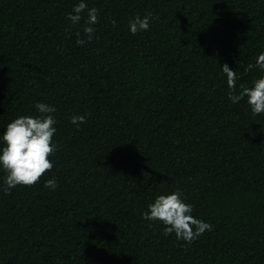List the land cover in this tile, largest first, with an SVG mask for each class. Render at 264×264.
Returning a JSON list of instances; mask_svg holds the SVG:
<instances>
[{
    "label": "trees",
    "instance_id": "obj_1",
    "mask_svg": "<svg viewBox=\"0 0 264 264\" xmlns=\"http://www.w3.org/2000/svg\"><path fill=\"white\" fill-rule=\"evenodd\" d=\"M86 2L99 22L79 45V0H0V134L43 102L58 144L35 185L0 192V264H264V113L220 70L237 94L264 75V0ZM177 189L214 226L191 243L142 218Z\"/></svg>",
    "mask_w": 264,
    "mask_h": 264
},
{
    "label": "clouds",
    "instance_id": "obj_2",
    "mask_svg": "<svg viewBox=\"0 0 264 264\" xmlns=\"http://www.w3.org/2000/svg\"><path fill=\"white\" fill-rule=\"evenodd\" d=\"M99 10L89 8L86 0H79L72 11L67 14V20L72 25H79L83 20V34L77 32L76 43L84 45L91 43L96 32L94 27L99 22ZM151 13L143 17L135 15L127 24L132 35L146 32L150 29ZM115 24V21H112ZM253 67L252 65L249 66ZM264 73V52L256 58V65ZM226 77L227 85L232 90L228 99L239 104L244 101L252 114L264 113V75L254 78L250 86L240 85L236 93L237 74L227 64L220 68ZM38 115H22L9 122L0 134V170H3V185L0 192L9 195L10 190L17 186H33L40 178L53 168L50 157L58 150V144L53 141L57 132L55 125L56 108L53 105L38 102L35 105ZM86 122L84 115H72L70 123L79 127ZM57 183L54 179L45 181L44 187L55 191ZM146 221H160L163 225V235H175L177 241L191 243L206 231H212L213 225L198 219L193 215V206L182 199V192L177 189L168 194L156 196L142 213Z\"/></svg>",
    "mask_w": 264,
    "mask_h": 264
}]
</instances>
